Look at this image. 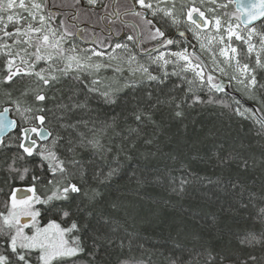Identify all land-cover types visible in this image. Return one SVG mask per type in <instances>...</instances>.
<instances>
[{"label":"snow or ice","instance_id":"1","mask_svg":"<svg viewBox=\"0 0 264 264\" xmlns=\"http://www.w3.org/2000/svg\"><path fill=\"white\" fill-rule=\"evenodd\" d=\"M84 2L91 10L102 0ZM80 4L81 0H72L71 6ZM131 4L124 14L139 20L131 25L133 33L119 40L122 31L108 27L104 39L81 47L76 43L80 30L72 31L76 25L66 18L56 24L61 14L54 9L63 5L54 0H0V150L17 149L0 167L13 183L31 177L24 187H9L10 194L4 193L0 203V264H112L114 248H124L122 240L116 244L113 236L91 223L92 205L100 193L88 184L87 165L91 157L105 159L113 151L109 132L117 122L107 113L104 119L99 113L90 115L93 98L114 106L132 90L131 111L124 119L131 117L138 124L155 123L154 113L162 105L183 118L185 107L216 104L228 109L230 118L251 122L256 135L264 136V0H131ZM232 4L235 12L227 11ZM103 8L105 18L115 23L111 17L119 18L120 13L107 12V4ZM78 12L77 8L72 20ZM187 33L199 51L195 47L190 51L180 39ZM146 42L156 43L146 48ZM102 70L112 76H102ZM172 77L176 80L168 93L154 98L151 89L165 86ZM221 77L233 82L255 107L244 106L236 97L225 102L209 95L205 100V89L225 90ZM141 88L143 99L135 95ZM17 129L15 140L5 143L6 134H16ZM117 147L119 155L123 148ZM239 159L246 169L249 161ZM221 162L228 163L229 158ZM116 171L109 168L104 174L98 169L92 178L103 183ZM187 183L181 177L173 191L183 193ZM254 219L264 222V206ZM236 239L241 248L264 246V233L248 231ZM200 255L185 264H194ZM225 259L220 256L219 264ZM256 261L249 255L240 264ZM116 264L135 261L119 259ZM207 264H216L211 252Z\"/></svg>","mask_w":264,"mask_h":264},{"label":"trees","instance_id":"2","mask_svg":"<svg viewBox=\"0 0 264 264\" xmlns=\"http://www.w3.org/2000/svg\"><path fill=\"white\" fill-rule=\"evenodd\" d=\"M54 3L72 7V0ZM73 8L79 9L78 22L100 26L104 10ZM230 12H235L233 5ZM111 26L114 29V23ZM175 80L172 77L165 86H154V98L167 94ZM135 95L143 99L144 89ZM209 95L232 101L227 95L202 93L205 100ZM241 99L245 106L255 107L251 100ZM132 103L129 89L117 105H103L93 98L90 106L93 117L97 113L100 119L105 113L117 117L114 132H109L113 151L105 159L91 157L87 165L88 184L100 193L92 205L91 223L113 236L116 244L124 243L122 250L114 248L112 264L119 259H131L135 264H172L174 260L185 264L196 253L202 255L194 264H207L208 252L215 256L216 264L220 256L226 257L224 264H240L249 255L257 258L256 264H264V246L241 248L236 239L248 231L257 236L264 233V222L254 219L258 208L264 206V136L256 135L251 122L230 118L229 110L216 104L185 107L183 118L174 117L172 109L162 105L154 113L155 123L138 124L131 117L124 119ZM131 128L139 131L130 133ZM18 131L6 137L5 143L15 140ZM117 146L123 148L119 155ZM16 150L15 146L0 150V165ZM241 156L249 161L246 169L240 167ZM224 158L229 162L222 163ZM109 168L117 169L110 179L103 183L93 180L94 172L99 169L106 174ZM181 177L188 183L185 191L177 194L173 188ZM30 179L29 175L27 180L13 183L0 167V203L4 193L10 194L9 187H24Z\"/></svg>","mask_w":264,"mask_h":264},{"label":"flooded vegetation","instance_id":"3","mask_svg":"<svg viewBox=\"0 0 264 264\" xmlns=\"http://www.w3.org/2000/svg\"><path fill=\"white\" fill-rule=\"evenodd\" d=\"M104 4H108L109 5V12H119L120 13L119 18H117L115 15H113L111 17V20L115 21L114 29H118V30L122 31V36L117 38V39H119V40L125 39L128 34L133 32V31H131L132 30L131 25L133 23H137V24L139 23L138 18L133 17L131 15H125L124 14L125 9L130 8L132 6L131 0H114V1L113 0H105L97 8H93V9L96 10V9H100L101 8V10H104V8H103ZM54 11H58L61 14L57 18L56 22L60 18H66L70 25L74 24V25L77 26L76 28H73L74 32L77 31L78 27H80V26L82 27L81 29L78 28L80 30V32H79V36L77 37V40H80L81 42H86V43L90 44L89 42L91 40L98 39L96 37V34H98L99 36L105 38L108 35V31H107L108 27L112 28L111 23L109 22V19L105 18V16H106L105 10H104V12H101V15L99 17L100 18V26H91L89 24L80 23V22H78L77 18L75 20H72L71 19L72 13L76 14V12H77V10L75 8H73V7L57 8V9H54ZM125 25H127V26H125ZM181 30H183V29H181ZM172 32H175V28H173L169 32V35H171ZM187 35H188V38H184L183 37V38H180V39H182L183 41L186 42V46L189 47L190 51L192 50L193 47H195L196 50L199 51L198 45L191 40V37H192L191 34L187 33ZM155 43L156 42H146L143 45V47L152 48V47L155 46ZM229 84H230V86H229L230 90L233 91L230 82H229ZM230 97H232V98L233 97L240 98L237 95H234V96L230 95ZM242 103H243V101H242Z\"/></svg>","mask_w":264,"mask_h":264},{"label":"rangeland","instance_id":"4","mask_svg":"<svg viewBox=\"0 0 264 264\" xmlns=\"http://www.w3.org/2000/svg\"><path fill=\"white\" fill-rule=\"evenodd\" d=\"M103 1H105V0H102V2ZM101 2V3H102ZM221 2H224V1H222L221 0ZM224 3H227V2H224ZM81 4L82 5H84V6H88L85 2H84V0H81ZM89 7V6H88ZM98 7V6H97ZM97 7H95V8H97ZM227 11H229L230 12V6H229V9H227ZM191 34V33H190ZM191 36H192V34H191ZM191 40L194 42V43H196L197 45H198V43H197V41L193 38V37H191ZM76 43H78L81 47H89L90 46V44H88V43H86V42H81L80 40H76ZM237 43H239V42H237ZM198 48H199V45H198ZM203 59L205 60V61H208L209 60V57H208V55L205 53L204 55H203ZM229 71H231V70H229ZM101 75L102 76H104V77H111L112 76V73L110 72V71H104V70H102V72H101ZM221 79H224L225 81H227V82H230L226 77H221ZM231 83V86H232V89H233V91L231 90V95H237V96H239L240 98H243L242 96H241V94H240V92H238L237 90H236V85L233 83V82H230ZM204 92H207V89H205V91ZM233 99V98H232ZM243 101V100H242ZM245 106V105H244ZM247 107V106H246ZM24 126H27V125H24Z\"/></svg>","mask_w":264,"mask_h":264},{"label":"water","instance_id":"5","mask_svg":"<svg viewBox=\"0 0 264 264\" xmlns=\"http://www.w3.org/2000/svg\"><path fill=\"white\" fill-rule=\"evenodd\" d=\"M113 1H114V0H113ZM233 7H234V10H236L234 4H233ZM72 14H74V13H72ZM78 28L81 29L82 27L80 26V27H78ZM184 38H188V35L186 34V36H185ZM192 49H193V48H192ZM223 83H224V88H225V90H224L223 92H219V93H222V94H224V95H230V94H231V91L229 90V83H228L227 81H223ZM248 107H254V106L248 105ZM9 134H10V133L6 134L5 137H7Z\"/></svg>","mask_w":264,"mask_h":264},{"label":"bare ground","instance_id":"6","mask_svg":"<svg viewBox=\"0 0 264 264\" xmlns=\"http://www.w3.org/2000/svg\"><path fill=\"white\" fill-rule=\"evenodd\" d=\"M80 6H81V10H85L88 6H84V5H82V4H80ZM130 33V32H129ZM132 33V32H131Z\"/></svg>","mask_w":264,"mask_h":264}]
</instances>
